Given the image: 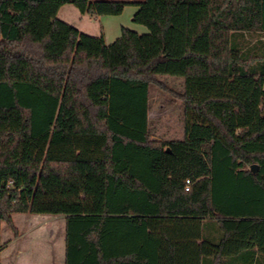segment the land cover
Listing matches in <instances>:
<instances>
[{"label":"trees","instance_id":"1","mask_svg":"<svg viewBox=\"0 0 264 264\" xmlns=\"http://www.w3.org/2000/svg\"><path fill=\"white\" fill-rule=\"evenodd\" d=\"M68 3L148 33L107 44ZM162 75L178 144L151 138ZM263 80L264 0H0V264L19 213L66 216L64 264H264Z\"/></svg>","mask_w":264,"mask_h":264},{"label":"rangeland","instance_id":"2","mask_svg":"<svg viewBox=\"0 0 264 264\" xmlns=\"http://www.w3.org/2000/svg\"><path fill=\"white\" fill-rule=\"evenodd\" d=\"M128 1V0H123ZM142 1V0H141ZM138 7L134 4H129L120 15H87L82 14L79 9L73 4L68 3L62 9L58 18L71 24L72 26L83 28L87 34L92 36H104L107 44L113 43L122 34V27H127L139 33H148V28L142 24L133 21V16L137 12ZM255 39H251L248 43H253ZM261 46V45H260ZM158 80L163 84L162 87L158 85L151 86L150 92V133L151 138L156 140L169 141L171 143H180L183 140V104L178 100L170 90L179 92L183 87V79L171 76H159ZM167 89H164V87ZM264 89V80H263ZM262 113L264 115V96L262 99ZM85 199V196H81ZM22 214V213H19ZM45 218L37 216L34 213H24L16 222L13 219L15 229L11 228L6 222L2 223L1 233L4 248H7L9 239L14 240V236H21L20 242H36L43 245L47 244V239L51 232H53L54 244L57 248L61 247L63 240L65 218L64 215L49 214ZM13 217V216H12ZM37 218L41 224H30V220ZM32 218V219H30ZM47 219V220H46ZM48 221V222H44ZM18 225L19 228L16 226ZM21 243V245H22ZM6 245V246H5ZM2 250V251H3ZM16 245L13 244L5 251L1 252L2 261L8 262L7 257L14 254ZM15 255L13 256V258ZM14 258L13 260H15ZM19 262V261H18ZM13 264H18L14 261Z\"/></svg>","mask_w":264,"mask_h":264},{"label":"crops","instance_id":"3","mask_svg":"<svg viewBox=\"0 0 264 264\" xmlns=\"http://www.w3.org/2000/svg\"><path fill=\"white\" fill-rule=\"evenodd\" d=\"M92 1H98V0H92ZM128 1H141V0H128ZM66 5V4H65ZM63 5L60 10L58 15L61 12V9L65 6ZM85 15V14H84ZM89 15V14H87ZM91 16V15H89ZM100 17V16H99ZM81 31L86 33V30H84L83 28H79ZM261 109H262V105H261ZM22 214H13V219L16 222L17 218H20L19 216H21ZM37 216H41L42 218H45L47 216H50L49 214H36ZM33 220H30V224H41V221H38V219L32 217ZM30 218V219H32ZM47 220V219H46ZM44 222H48V221H44ZM17 228L18 225L16 226ZM208 228H210V226H208ZM208 236L215 238L216 239V232L211 231V229H208ZM14 240L13 239H9V242L6 244L7 248H9L10 246H12L13 244L16 245V251L15 253L10 256H8L6 259L8 262H6V264H13L14 261H17L18 264H64L66 261V241H65V228H64V234H63V240L61 243V247L57 248L56 245L53 243L54 242V237H53V232H51V234L49 235L48 238H51L50 240L47 239V244L43 245L41 243H36V242H29V243H25V242H20L19 238L21 236H14ZM21 239V238H20ZM4 243V242H3ZM22 243V245H21ZM5 245V246H6ZM2 251V253L5 251V249ZM2 255V254H1ZM15 255L14 258H16L15 260H13V256ZM258 259H261V257L259 256ZM19 261V262H18ZM244 264V263H242Z\"/></svg>","mask_w":264,"mask_h":264},{"label":"built area","instance_id":"4","mask_svg":"<svg viewBox=\"0 0 264 264\" xmlns=\"http://www.w3.org/2000/svg\"><path fill=\"white\" fill-rule=\"evenodd\" d=\"M191 184H192V181L190 179H187L185 182L186 190H189Z\"/></svg>","mask_w":264,"mask_h":264},{"label":"water","instance_id":"5","mask_svg":"<svg viewBox=\"0 0 264 264\" xmlns=\"http://www.w3.org/2000/svg\"><path fill=\"white\" fill-rule=\"evenodd\" d=\"M251 169L253 170V171H257V169H258V167H257V165H253L252 167H251Z\"/></svg>","mask_w":264,"mask_h":264}]
</instances>
